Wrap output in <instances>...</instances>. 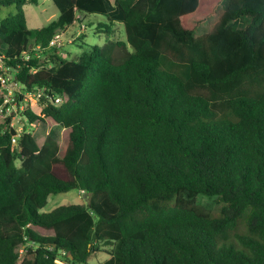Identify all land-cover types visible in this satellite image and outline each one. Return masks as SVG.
I'll return each mask as SVG.
<instances>
[{"label":"trees","instance_id":"1","mask_svg":"<svg viewBox=\"0 0 264 264\" xmlns=\"http://www.w3.org/2000/svg\"><path fill=\"white\" fill-rule=\"evenodd\" d=\"M53 1L58 18L31 29L35 0H0L17 7L0 55L45 89L15 143L0 114V264H91L107 246L101 264H264V0H116L117 14L109 0ZM91 15L108 21L104 44L23 57ZM51 121L60 141L36 136ZM72 189L88 203L40 212Z\"/></svg>","mask_w":264,"mask_h":264},{"label":"rangeland","instance_id":"2","mask_svg":"<svg viewBox=\"0 0 264 264\" xmlns=\"http://www.w3.org/2000/svg\"><path fill=\"white\" fill-rule=\"evenodd\" d=\"M36 2H28L23 6L28 26L31 29L39 28L43 26H48L54 20H56L60 14V11L53 0H35ZM111 3L110 13L117 14V5L116 0H109ZM224 10V5L221 4L219 8L216 9V12L205 21L196 31V34H202L204 32L210 31L213 28L214 24L219 20L221 16V11ZM17 12L16 5L11 6H3L0 4V21ZM249 21L248 18H241L235 23L237 27H243ZM99 22H108L106 21V17L102 15H91L85 16L83 18L84 28L81 26H72L69 28L71 33H80L78 34V38L73 41V43H69L65 45L66 53L64 56L68 59H77L85 52H89V49L92 45L96 44H104L107 40V35L105 33L98 32L97 26ZM213 24V25H212ZM212 25V26H211ZM114 37L117 39H125V31L124 26L121 21H117L114 25ZM82 38V39H80ZM34 111L37 113L40 112V107L34 106ZM27 123L24 121L23 123H16L14 126L16 127L18 132H22ZM44 127V126H43ZM41 127L39 125L35 126V130L37 131V137L40 135H44L46 133H50L56 140L60 141L62 137V127L54 122H50L48 127ZM32 127H28V130L32 131ZM19 164V162H18ZM89 201L88 195L79 189H72L67 192H60L57 194H52L49 197L48 203L45 207L40 209V212H50L55 208L70 203H78V204H87ZM207 203H212L214 209L218 208V204H216L213 200H206ZM110 246H107L103 251L95 252L89 257V262L91 264H101L106 259L110 257L108 253V249ZM20 253L23 252L20 250ZM58 264H65L63 262L58 261Z\"/></svg>","mask_w":264,"mask_h":264},{"label":"built area","instance_id":"3","mask_svg":"<svg viewBox=\"0 0 264 264\" xmlns=\"http://www.w3.org/2000/svg\"><path fill=\"white\" fill-rule=\"evenodd\" d=\"M84 28V24L82 25ZM80 33H71L69 27L66 30L56 33L46 45L40 43L30 45L23 52V57L26 59L36 58L41 59L48 57L49 54L59 50L60 53H66L65 45L73 43L78 38ZM49 61V60H48ZM53 63H50L51 67ZM35 71V69L33 70ZM18 69L5 60L3 55H0V114L5 118H10L11 126L15 127L16 123L27 121L25 111L30 108L34 110V106H42V96L45 95V89L41 87L28 88L22 81L18 79ZM49 102L58 104L65 99V96L54 93L46 95ZM16 128V127H15ZM17 130V129H16ZM13 138L15 143L21 132ZM23 252V248L21 249ZM59 260H57L58 262Z\"/></svg>","mask_w":264,"mask_h":264}]
</instances>
